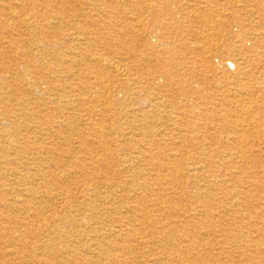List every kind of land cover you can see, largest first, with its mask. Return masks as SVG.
<instances>
[{
    "label": "bare ground",
    "instance_id": "obj_1",
    "mask_svg": "<svg viewBox=\"0 0 264 264\" xmlns=\"http://www.w3.org/2000/svg\"><path fill=\"white\" fill-rule=\"evenodd\" d=\"M0 264H264V0H0Z\"/></svg>",
    "mask_w": 264,
    "mask_h": 264
}]
</instances>
